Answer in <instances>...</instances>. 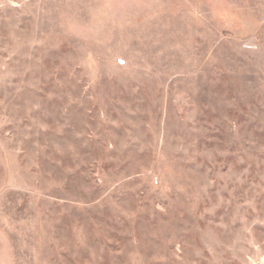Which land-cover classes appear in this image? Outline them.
<instances>
[{"label":"rangeland","instance_id":"obj_1","mask_svg":"<svg viewBox=\"0 0 264 264\" xmlns=\"http://www.w3.org/2000/svg\"><path fill=\"white\" fill-rule=\"evenodd\" d=\"M0 264H264V0H0Z\"/></svg>","mask_w":264,"mask_h":264}]
</instances>
